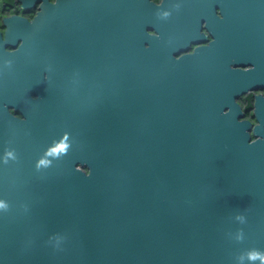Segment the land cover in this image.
I'll return each mask as SVG.
<instances>
[{
	"label": "water",
	"instance_id": "95a60500",
	"mask_svg": "<svg viewBox=\"0 0 264 264\" xmlns=\"http://www.w3.org/2000/svg\"><path fill=\"white\" fill-rule=\"evenodd\" d=\"M38 8L3 20L0 264H260L264 0Z\"/></svg>",
	"mask_w": 264,
	"mask_h": 264
},
{
	"label": "flooded vegetation",
	"instance_id": "af4514ba",
	"mask_svg": "<svg viewBox=\"0 0 264 264\" xmlns=\"http://www.w3.org/2000/svg\"><path fill=\"white\" fill-rule=\"evenodd\" d=\"M47 3L53 4L55 3V0H45ZM162 0H147L148 3H152L154 5H159ZM42 3V0H38L33 2L29 7H23L21 5V0H0V41L4 40V31L6 28V25L3 24V20L11 17H19L22 19H25L27 23L30 24V22L33 20V17L36 16V12L40 11L39 4ZM214 13L217 18L221 17V14L219 12V7H214ZM204 20H201L200 26L198 29V32L202 33L204 36V39L199 40V41H190L187 44V47L180 50L179 53H188L192 51L195 47L199 46H205L208 44L209 41L213 39L212 35L208 32V30L204 27ZM145 31L149 34L154 33L153 28L146 27ZM21 43V38H18L15 43L10 44H4L3 50L6 52L13 51L17 49L18 45ZM232 66V64L230 65ZM260 92L264 94V89H260L255 91ZM253 92H249L250 96L252 95ZM30 98H35L37 95L35 92H30L28 93ZM2 107H5L6 113L8 115H12L14 117L20 118L22 117L21 113L17 109H13L12 105L6 106L4 103H2Z\"/></svg>",
	"mask_w": 264,
	"mask_h": 264
},
{
	"label": "clouds",
	"instance_id": "9594fccd",
	"mask_svg": "<svg viewBox=\"0 0 264 264\" xmlns=\"http://www.w3.org/2000/svg\"><path fill=\"white\" fill-rule=\"evenodd\" d=\"M165 15H167V13ZM45 79H47V77H45ZM63 147L64 146L62 145L61 150H63ZM5 162H7V160H5ZM41 163H43V161H41ZM7 207H8L7 204H5L3 201H0V208L7 209ZM237 219L243 220V217L237 216ZM248 259H249V261H252V262L259 260L260 264H264V254H261L259 252L249 253Z\"/></svg>",
	"mask_w": 264,
	"mask_h": 264
},
{
	"label": "trees",
	"instance_id": "16d2710c",
	"mask_svg": "<svg viewBox=\"0 0 264 264\" xmlns=\"http://www.w3.org/2000/svg\"><path fill=\"white\" fill-rule=\"evenodd\" d=\"M241 108L243 109V112H244V117L248 118L249 117V114H250V106H251V96L249 93L247 94H244L241 99Z\"/></svg>",
	"mask_w": 264,
	"mask_h": 264
},
{
	"label": "rangeland",
	"instance_id": "374dc122",
	"mask_svg": "<svg viewBox=\"0 0 264 264\" xmlns=\"http://www.w3.org/2000/svg\"><path fill=\"white\" fill-rule=\"evenodd\" d=\"M242 96H243V95H241V96H239V97L237 98V102L240 104V106H242L241 101H240V99H241Z\"/></svg>",
	"mask_w": 264,
	"mask_h": 264
}]
</instances>
